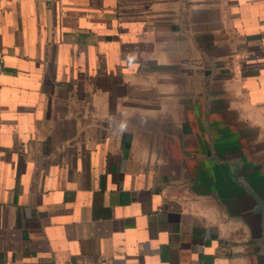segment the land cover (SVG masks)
Returning <instances> with one entry per match:
<instances>
[{
	"label": "crops",
	"instance_id": "crops-1",
	"mask_svg": "<svg viewBox=\"0 0 264 264\" xmlns=\"http://www.w3.org/2000/svg\"><path fill=\"white\" fill-rule=\"evenodd\" d=\"M0 264H264V0H0Z\"/></svg>",
	"mask_w": 264,
	"mask_h": 264
}]
</instances>
